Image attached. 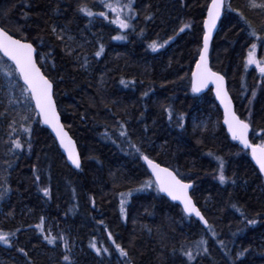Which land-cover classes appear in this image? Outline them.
Listing matches in <instances>:
<instances>
[{
    "label": "trees",
    "instance_id": "1",
    "mask_svg": "<svg viewBox=\"0 0 264 264\" xmlns=\"http://www.w3.org/2000/svg\"><path fill=\"white\" fill-rule=\"evenodd\" d=\"M210 2L135 0L132 27L121 30L110 23L114 15L89 18L77 10L86 4L103 11L100 0H0L1 26L37 48L38 64L54 82L63 123L82 156L80 171L67 165L32 102L25 112L28 94L21 95V81L11 77L18 99L5 88L4 73L11 70L0 68V231L16 233L12 247L0 243V264H66L60 236L71 249L69 264H117L90 247L107 246L109 232L128 252L118 257L120 264H264V180L250 154L226 133L212 92L198 96L191 89ZM226 2L212 44V68L227 78L236 113L252 126V143L261 144L264 78L244 61L253 42L256 60L264 61L261 42L247 34L251 25L264 37V11L250 9L247 0ZM184 24L190 27L179 32ZM53 27L63 30L64 41L56 39ZM116 35L125 39H113ZM153 42L164 47L153 52ZM101 44L104 52L96 57ZM26 114L31 119L23 120ZM180 116L183 128L177 125ZM119 124L126 136L119 135ZM22 126L30 129V140ZM15 140L21 148L14 147ZM128 141L194 183L193 198L211 231L159 195L154 184L144 187L151 177ZM41 218L57 246L40 235ZM200 240L206 243L197 253ZM20 247L27 258L16 250ZM239 252L244 255L237 259Z\"/></svg>",
    "mask_w": 264,
    "mask_h": 264
},
{
    "label": "snow or ice",
    "instance_id": "2",
    "mask_svg": "<svg viewBox=\"0 0 264 264\" xmlns=\"http://www.w3.org/2000/svg\"><path fill=\"white\" fill-rule=\"evenodd\" d=\"M100 3L103 4L105 8L114 13V18L110 21L111 24L116 25L117 28L121 30H126L132 27L130 21L134 17L133 13V3L134 0H127V3L121 4L120 0H116L115 3H110L109 0H100ZM250 8H259L264 10V2L256 3L255 0H251L249 4ZM224 8V0H211V2L206 5L207 16L203 20V47L199 52V60L196 62V71L192 73V92L198 93L202 88L208 86L209 83L215 85V94L216 98L220 101V104L224 109V125L227 126V131L231 135V139L238 141L245 149L251 150L252 159L256 162L259 167L261 174H264V143L254 145L249 142L248 133L250 129V123L244 119H241L233 110H232V100L229 98L228 92L225 89V77L218 74L217 72L212 71L208 67V52H209V42L213 33V30L217 27V21L220 20L222 9ZM230 8V6H229ZM78 12L82 13L84 16L92 18L95 16H102L105 20L108 19L105 12L101 11L99 13H94L91 9L87 7L86 4H81L78 6ZM127 11L128 15L124 16V11ZM148 20H151L152 17H146ZM243 19V17H241ZM190 27L189 24H184L179 28V32H184L186 28ZM52 32L55 34L57 40L64 41L65 36L63 35V30L57 32L56 27L52 28ZM143 33H141L142 35ZM250 38H255L257 41L261 42V47H264V37L258 36L255 29L251 28L249 25V30L247 32ZM115 40H123L125 37L123 35H116L112 37ZM67 39L71 41L73 37L68 36ZM150 47L152 51L155 52L158 48L164 47L163 44L157 45L156 42H153ZM257 49V43H251L250 48L247 52V58L244 61L245 67L255 64L262 78H264V61H258L255 57V52ZM104 52V47L101 44L99 49L95 52L96 57H100ZM37 49L33 46V43L28 42L26 36H14L11 34L10 29H6L3 26H0V68L8 67V62L11 65H14V68L11 71H5V77L9 78V84L11 86H16L15 83L11 80V77L15 75L19 80H22V86H19V91L22 96L25 93L28 95L25 96V112L31 107V102H34L35 111L38 113L43 124L47 125L55 133L56 138L59 141L60 147L67 153L68 160L71 164L77 168H81V161L76 152L75 145L72 139L68 136L67 132L64 131L63 125L60 123L59 116L57 114V109L55 102L53 100V87L54 82L42 71L41 67L37 63ZM87 61L85 58V65ZM121 83L125 82L121 80ZM255 97V92L252 93ZM251 103V101H249ZM165 111L169 114V119H172V110L166 108ZM23 120H29L31 117L29 115L22 116ZM184 118L180 116L177 118L178 127L183 128ZM15 121H13V125ZM121 129L119 132L120 136H126L127 133L124 130V125L119 124ZM15 131V128H13ZM22 130L24 133H29L30 140V129L28 127H23ZM261 139L264 140V136H261ZM130 147L134 148L136 153L139 154V158L144 161L148 169L151 170L152 176L155 178L153 180H148L145 182L144 187H150L152 184H155L157 191L160 193H165L173 201H179L183 205V212L188 216H195L201 221L206 228L211 231V226L208 221L202 215L199 208L195 205L192 198L189 196V189L192 187L191 183L184 182V178L180 175L179 171L169 170L168 167H161L159 163L154 162L148 155L143 154L141 149L135 144H132L131 141H128ZM14 147L19 149L21 148V143L19 140L13 141ZM29 147H31L29 143ZM211 155V153H209ZM219 159V158H217ZM224 162L219 160V175L218 179L221 184L226 182V177L224 175ZM39 177H37V180ZM235 181H233L234 183ZM44 196L49 195V190L47 188L43 189ZM123 197L124 194L122 193ZM3 197V193H0V198ZM124 200L121 199V215L124 213L123 208ZM235 207V205H233ZM243 215V213H241ZM247 219V218H246ZM257 221L255 219H248L247 223L255 224ZM44 220L41 218L40 223L36 225V228L40 230V235L46 241L48 245L57 246V236L52 235L50 232L45 234L43 228ZM19 231V229H17ZM15 232L5 233L0 231V243L12 247L13 242L10 239L11 236H15ZM213 235H215L213 233ZM60 240L64 241L65 253L62 254V259L69 264L70 258L68 253L71 249L64 240L63 236L59 237ZM108 240L112 242L115 247L116 252L120 254L121 257H128V252L113 239L112 234L109 232ZM206 241L200 240L197 241V253H199L200 246L204 245ZM223 243V242H221ZM90 247L95 251L97 256H101L103 253H107L108 249L104 248L101 250L97 243H91ZM23 257H28V252L23 248L16 249ZM207 249H205L206 251ZM184 255L187 257V261L191 262L194 259L193 253L191 251L184 252ZM244 255V252L237 253V259ZM27 264H31V261H27ZM126 264H130V261H126Z\"/></svg>",
    "mask_w": 264,
    "mask_h": 264
},
{
    "label": "water",
    "instance_id": "3",
    "mask_svg": "<svg viewBox=\"0 0 264 264\" xmlns=\"http://www.w3.org/2000/svg\"><path fill=\"white\" fill-rule=\"evenodd\" d=\"M225 6H226V0H224V8L222 9L220 20L217 21V27H216V29L213 30V33H212V36H211V39H210V42H209L208 67H209L212 71H214V72H216V71H215L214 69H212V67H211L210 55H211L212 44H213V41H214V39H215V36H216V34H217V32H218V28H219L220 21H221V19L223 18V13H224V10H225ZM206 16H207V13H206ZM206 16H205V18H206ZM33 46H34V45H33ZM34 47H35V46H34ZM202 47H203V39H202ZM35 48H36V47H35ZM37 53H38V51H37ZM198 60H199V58H198ZM198 60H197V61H198ZM37 63H38V62H37ZM13 66H14V65H13ZM38 66H39V64H38ZM41 69H42V68H41ZM42 71H43V70H42ZM195 71H196V64H195L194 69H193V72H195ZM43 72H44V71H43ZM193 72H192V73H193ZM217 73H218V72H217ZM218 74H220V73H218ZM220 75H222V74H220ZM223 76H224V75H223ZM224 77H225V76H224ZM21 82H22V80H21ZM22 83H23V82H22ZM224 83H225V89H226V91L228 92L229 98L232 100V110L236 113V110H235V103H234L233 98H232V96H231V93H230V91H229L228 81H227V78H226V77H225V82H224ZM208 91H211V92L213 93V95H214V97H215V100H216V103H217V105H218V107H219V109H220V111H221V114H222V117H223V120H224V109H223V106L220 104V101L216 98V94H215V85L209 83L207 87L202 88L200 92L195 93V94H197V95H203V94L207 93ZM53 100H54L55 105H56L57 114H58V116H59L60 123L63 125V127H64V131L67 132L68 136L72 139V141H73V143H74V145H75L76 152H77V154H78V156H79V158H80V161H81V168H82V156H81V153H80V150H79V146H78L76 140L73 139V137L70 135V133H69V131L67 130L66 126L64 125L63 120H62V115H61L60 111L58 110V106H57L56 99H55V87H53ZM33 104H34V102H33ZM34 107H35V106H34ZM236 114H237V113H236ZM237 115H238V114H237ZM37 116H38V118H39V121H40L42 127H43L44 129H46V130L51 134V136L53 137V139L55 140L56 145H57L59 151L61 152V154L63 155V157H64V159H65L67 165H68L71 169H73L74 171H79V170H81V168H80V169H77V168H75V167L71 164V162L68 160L67 153H65L64 150L60 147V145H59V141H58V139L56 138L55 133L51 130V128H49L47 125L43 124V122H42V120L40 119L38 113H37ZM222 124H223V126H224V128H225L226 133H227V134L229 135V137L231 138V135H230V134L228 133V131H227V126L224 125L223 121H222ZM251 130H252V128H251V126H250L249 133H248V139H249V142H250V143H251V140H250ZM233 141H234V140H233ZM235 142L240 146L241 149H243V150H245V151H249L250 154H251V150H250V149H245V148L243 147V145H241L238 141H235ZM251 160H252L253 165H254V166L258 169V171H259V167H258V165L256 164V162L252 159V156H251ZM143 162H144V161H143ZM154 162H156V161H154ZM156 163H158V162H156ZM159 164H160V163H159ZM144 166H145L146 170L148 171V173L151 175V177H152L153 180H154L155 178L152 176V174H151V170L148 169V167H147V165H146L145 163H144ZM160 166H161V167H166V166L161 165V164H160ZM169 170H172V169L169 168ZM172 171H173V170H172ZM259 173H260V171H259ZM260 174H261V173H260ZM261 176H262L263 179H264V174H261ZM186 183H187V182H186ZM191 184H192V187L189 189V196L192 198L193 202L195 203V201H194V199H193V197H192V191H193V187H194V185H193V183H191ZM160 194H161V196L167 198V199L170 200L171 202L177 204V205L183 210V205L180 204L179 201H173V200H171V198L168 197L165 193H160ZM195 205H196V204H195ZM199 210H200V209H199ZM201 213H202V212H201ZM202 215H203V214H202ZM187 216H188V215H187ZM188 217L197 220V221H198L203 227H205L204 224H203L201 221H199V219L196 218L195 216H188ZM205 228H206V227H205Z\"/></svg>",
    "mask_w": 264,
    "mask_h": 264
},
{
    "label": "rangeland",
    "instance_id": "4",
    "mask_svg": "<svg viewBox=\"0 0 264 264\" xmlns=\"http://www.w3.org/2000/svg\"><path fill=\"white\" fill-rule=\"evenodd\" d=\"M116 2V1H115ZM114 2V3H115ZM250 2H251V0H247V4H248V6H249V4H250ZM255 2L256 3H262V2H264V0H255ZM120 3L121 4H124V3H127V0H120ZM134 3H135V0H134ZM133 3V4H134ZM250 8V7H249ZM250 9H252V10H261V9H259V8H250ZM102 10H100L99 9V7H98V5L97 6H95V8H94V12H96V13H99V12H101ZM262 11V13H263V11L264 10H261ZM103 12H106V13H108V14H110V16L112 17V15H114V13H112L111 11H109L107 8H105L104 10H103ZM128 15V13H127V11L125 10L124 11V16L126 17ZM114 17V16H113ZM258 47V46H257ZM256 53H257V49H256V52H255V57H256ZM253 65H255V64H253ZM9 70H11V68H10V66L8 65V67H7ZM9 81V80H8ZM8 81L6 82V85H7V87H6V85H5V88H8V90L9 91H7V93H11V94H13V95H15L16 97H17V95H16V87L15 86H10L9 85V83H8ZM7 90V89H6ZM25 96V95H24ZM18 99L20 98V97H17ZM125 203L126 202H124L123 203V208H124V210H125ZM106 242H107V246H105V244L104 245H102V247L100 248L101 250H103L104 248H107L108 249V252L107 253H103L102 255H101V257H103V256H105L106 258L108 257V259L110 258H114L113 260H114V262H116L117 264H120V261H119V259H118V257L119 258H121V259H124V257H121L120 256V254L118 253V252H116V250H115V247H114V245L112 244V242L111 241H109L108 239H106ZM95 252V251H94ZM115 252V253H114ZM110 256H112V257H110Z\"/></svg>",
    "mask_w": 264,
    "mask_h": 264
}]
</instances>
